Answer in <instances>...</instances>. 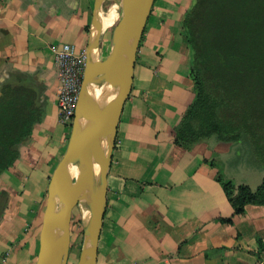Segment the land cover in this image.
<instances>
[{
  "label": "crops",
  "instance_id": "0c3cea01",
  "mask_svg": "<svg viewBox=\"0 0 264 264\" xmlns=\"http://www.w3.org/2000/svg\"><path fill=\"white\" fill-rule=\"evenodd\" d=\"M95 0H0V84L18 75L46 110L19 163L0 177V264H36L49 183L71 129L59 121L56 50L87 47ZM194 0H156L138 50L108 175L98 264H264V209L235 226L207 148L180 156L172 129L189 97L191 52L182 21ZM238 233L241 239L236 237Z\"/></svg>",
  "mask_w": 264,
  "mask_h": 264
},
{
  "label": "trees",
  "instance_id": "16d2710c",
  "mask_svg": "<svg viewBox=\"0 0 264 264\" xmlns=\"http://www.w3.org/2000/svg\"><path fill=\"white\" fill-rule=\"evenodd\" d=\"M182 30L192 52L191 86L185 112L171 131L176 151L190 155L212 138L246 141L264 165V0H194ZM45 115L41 92L31 81L15 75L0 84V177L19 163ZM214 179L233 208L231 217L218 219L222 225L235 226L248 206L264 209V181L253 190L220 174ZM256 243L253 253L260 261L264 242L258 237Z\"/></svg>",
  "mask_w": 264,
  "mask_h": 264
},
{
  "label": "water",
  "instance_id": "95a60500",
  "mask_svg": "<svg viewBox=\"0 0 264 264\" xmlns=\"http://www.w3.org/2000/svg\"><path fill=\"white\" fill-rule=\"evenodd\" d=\"M112 1L107 14H103L106 0L94 2L79 101L66 152L50 179L36 264H63L76 209L83 229L80 264H98L118 125L132 91L138 50L156 0ZM111 17L113 22L108 25L106 19ZM113 27L110 50L103 57L100 43Z\"/></svg>",
  "mask_w": 264,
  "mask_h": 264
},
{
  "label": "rangeland",
  "instance_id": "374dc122",
  "mask_svg": "<svg viewBox=\"0 0 264 264\" xmlns=\"http://www.w3.org/2000/svg\"><path fill=\"white\" fill-rule=\"evenodd\" d=\"M113 8V1L106 0L103 14ZM112 28L109 29L101 41L102 55L105 57L110 50ZM190 50V49H189ZM191 52V50H190ZM192 63V52L191 61ZM207 148V170L216 177L220 174L226 181L236 186L247 185L256 190L264 181V165L259 163L249 152L246 141L238 144L219 143L215 138L209 139L204 144ZM214 164V166L212 165ZM46 201L47 195L44 196ZM83 251V229L79 211L73 213L71 223V245L63 254V264H80ZM66 258V262H65Z\"/></svg>",
  "mask_w": 264,
  "mask_h": 264
},
{
  "label": "built area",
  "instance_id": "2783aa9c",
  "mask_svg": "<svg viewBox=\"0 0 264 264\" xmlns=\"http://www.w3.org/2000/svg\"><path fill=\"white\" fill-rule=\"evenodd\" d=\"M87 56L73 44L56 50L55 62L60 81L58 94L59 121L71 129L83 82Z\"/></svg>",
  "mask_w": 264,
  "mask_h": 264
},
{
  "label": "bare ground",
  "instance_id": "6f19581e",
  "mask_svg": "<svg viewBox=\"0 0 264 264\" xmlns=\"http://www.w3.org/2000/svg\"><path fill=\"white\" fill-rule=\"evenodd\" d=\"M112 22H113L112 17L106 19V23H107L108 25H109V24H112ZM115 30H116V27H113V28H112V34L115 32ZM100 44H101V43H100ZM65 253H66V252H65ZM61 262H62V259H61Z\"/></svg>",
  "mask_w": 264,
  "mask_h": 264
}]
</instances>
